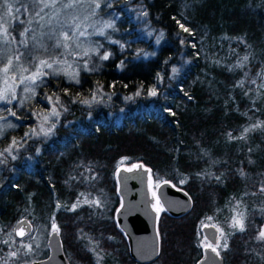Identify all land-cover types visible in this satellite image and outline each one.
I'll return each instance as SVG.
<instances>
[{
  "label": "trees",
  "instance_id": "16d2710c",
  "mask_svg": "<svg viewBox=\"0 0 264 264\" xmlns=\"http://www.w3.org/2000/svg\"><path fill=\"white\" fill-rule=\"evenodd\" d=\"M95 6V20L111 25L98 62L76 83L43 78L10 116L0 110L14 125L0 137V150L17 142L12 157L0 158L3 254L25 260L32 232L16 240L12 229L26 218L32 231L59 226L69 264H139L115 222V174L142 164L153 184L167 180L191 201L180 216L159 215L158 254L145 264H196L204 223L223 230L222 264H264V239L257 238L264 230V0ZM145 31L159 34V43ZM48 103L59 115L47 135H33ZM237 216L243 231L233 227Z\"/></svg>",
  "mask_w": 264,
  "mask_h": 264
},
{
  "label": "rangeland",
  "instance_id": "374dc122",
  "mask_svg": "<svg viewBox=\"0 0 264 264\" xmlns=\"http://www.w3.org/2000/svg\"><path fill=\"white\" fill-rule=\"evenodd\" d=\"M96 1L0 0V28L6 27L8 29L7 35L0 30V68L4 67L9 58L13 60V70H10L9 78L12 76L18 78L23 69H27V71H23L24 76L30 75L36 70L40 60H46L49 63L54 60L58 62L53 64L52 69L45 68L44 71L47 75L37 79L35 84L30 81L18 84L17 80L18 86L15 88L16 99H11V94H9L10 103L0 101L1 111L5 107L9 111L10 116V107L13 104L20 106L21 103L27 100L33 90L32 88L40 83L43 78L62 75L66 81L76 83L83 68L88 70L92 65L90 63L98 62L97 53L102 49L101 47L105 42L103 38L108 35L105 31L109 27L106 25L101 26L99 21H96L93 17L94 10H96ZM81 33H84V35H81ZM144 33H146L145 36L147 38L152 36L150 39L156 45L159 43V34L154 33L152 35L151 31H145ZM65 34H67L69 39H65ZM100 39L103 40L100 43L95 41ZM106 40L111 42L110 38H106ZM65 44L67 47H65ZM34 53L45 56H38ZM17 57H19L18 60L16 59ZM29 57L31 58L27 61ZM12 83L13 81L9 79V84ZM4 87V76L3 73H0V90ZM25 88L31 90L25 91ZM48 104L46 110L39 114L40 117L35 122V127L32 129L33 135H47L50 132L49 129L52 128V120L57 118V116L51 115L53 106L50 103ZM45 117H47L46 120ZM9 125H11L10 122L4 121L3 117L0 118V137L6 130L11 128ZM13 152V148L11 152H3V148L0 150V153L10 154L8 156L11 157ZM0 158H3V155H0ZM156 188L157 185L153 184L151 187L152 194L155 193ZM159 207L162 208L160 203ZM154 208L157 210L156 197ZM163 212L165 211H157L158 217ZM204 225H213L218 229V242L215 246L218 247L219 251L223 230L214 223L202 224V226ZM51 226L52 224L47 226L38 225L32 231V240L28 243L22 255V258L27 259L26 261L13 256L12 252L3 254V250L0 249V264H29L33 260L46 257L48 253L46 239L52 231ZM207 243L202 237V250L205 248L203 245ZM0 245H3L2 237ZM7 249L9 250V248ZM44 252L46 255H43Z\"/></svg>",
  "mask_w": 264,
  "mask_h": 264
},
{
  "label": "water",
  "instance_id": "95a60500",
  "mask_svg": "<svg viewBox=\"0 0 264 264\" xmlns=\"http://www.w3.org/2000/svg\"><path fill=\"white\" fill-rule=\"evenodd\" d=\"M137 165L141 167H121L116 171L119 206L115 212V222L127 241L130 258L139 264H145L152 262L158 254V213L154 208L155 197L159 199L163 210L171 216H180L187 212L191 201L183 190L164 182L156 188L154 197L149 169L142 164ZM21 229L24 235L18 234ZM200 231L208 243H214V246L217 244L219 232L215 226L204 225ZM31 232L32 225L26 218L18 220L12 229L16 240L26 238ZM46 246V257L33 260L29 264H69L64 256L59 234L51 231L47 236ZM202 252L203 256L196 264H222L220 256L210 249L204 248Z\"/></svg>",
  "mask_w": 264,
  "mask_h": 264
},
{
  "label": "snow or ice",
  "instance_id": "6c2138e0",
  "mask_svg": "<svg viewBox=\"0 0 264 264\" xmlns=\"http://www.w3.org/2000/svg\"><path fill=\"white\" fill-rule=\"evenodd\" d=\"M47 6V5H46ZM71 6V5H69ZM97 7H99V5H97ZM108 27H111V25H107ZM180 27L185 31L188 32L189 29L185 28L183 24H180ZM0 30L3 31V33L5 35H7L8 33V29L6 27L0 28ZM81 35H84V33H81ZM65 39H69V37L67 36V34H65ZM65 47H67V45L65 44ZM109 54H105L102 59H108ZM17 60L19 59V57L16 58ZM245 59H247L245 57ZM58 63L57 61H53L52 63H49L46 60H40L39 64L36 66V70L34 72H32L30 75L28 76H24L23 75V71H27V69H23L21 72V75L17 78L16 76H12L11 78H9V72L10 70H13V60L11 58L8 59L7 63L4 65L3 68H0V73H3L4 76V84L5 87L0 90V101H7L8 103L11 102V100L9 99V94H11V99H16V94H15V88L18 86V84H24L26 81H30L32 84H35V81L37 79H40L42 76L47 75V73L44 71L45 68L47 69H52L53 68V64ZM173 71H177V69H173ZM9 79H11L13 81L12 84H9ZM18 80V84L16 83V81ZM78 82V81H77ZM25 91H30L31 89L25 88ZM151 95L155 96L156 90L153 89L150 93ZM137 95H139V92L137 93ZM49 101L53 100V97H48ZM56 101H59V97H55ZM129 99H131V97H129ZM82 103H89V101L84 100L82 101ZM12 115H15V113H12ZM51 115L53 116H58L59 112L56 110L55 106L52 108L51 111ZM47 119V117H45V120ZM9 127H14V125H9ZM54 127V125H53ZM43 131V129H41ZM49 131H51V129H49ZM245 131H248V129H245ZM28 133H25V136H27ZM16 140L12 141V144L6 148L4 151L5 152H11V149L13 146L16 145ZM0 155H3V153H0ZM134 168H139L141 167V165H133ZM131 170V169H129ZM165 184L169 183V181L165 180L164 181ZM180 183H184L183 180L180 181ZM157 187H159V185H157ZM173 187H175V185H173ZM156 194L153 193V196H155ZM86 203H99L98 201H85ZM78 205L74 204L72 206V209L74 210ZM59 207V206H58ZM163 209L161 207H159V199L157 198V211H162ZM209 220H211V217H208ZM21 224H23V222H19ZM52 231L55 233H59L60 229L59 226L56 225L55 223L52 224ZM233 227H238L241 231L244 230V224H243V220H242V216H237V217H233ZM19 235H24L23 230L21 229L18 232ZM258 239H264V230H262L259 233V236L257 237ZM205 248L210 249L212 252L216 253L217 256H219V251H218V247L214 246V243H207L203 245ZM30 247V246H29ZM224 248H227V243L223 244ZM13 256L16 255L15 252L12 253Z\"/></svg>",
  "mask_w": 264,
  "mask_h": 264
}]
</instances>
